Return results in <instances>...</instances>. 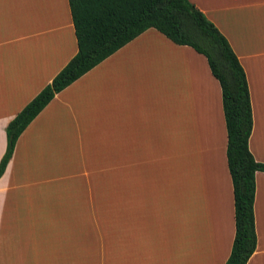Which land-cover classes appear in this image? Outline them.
Returning a JSON list of instances; mask_svg holds the SVG:
<instances>
[{"label":"crops","instance_id":"crops-1","mask_svg":"<svg viewBox=\"0 0 264 264\" xmlns=\"http://www.w3.org/2000/svg\"><path fill=\"white\" fill-rule=\"evenodd\" d=\"M225 38L264 165V0H188ZM76 52L66 0H0V158L7 123ZM220 89L205 58L147 29L25 127L0 176V264H224L233 238ZM264 264V173L254 174Z\"/></svg>","mask_w":264,"mask_h":264},{"label":"trees","instance_id":"trees-1","mask_svg":"<svg viewBox=\"0 0 264 264\" xmlns=\"http://www.w3.org/2000/svg\"><path fill=\"white\" fill-rule=\"evenodd\" d=\"M76 52L5 127L0 176L15 142L53 96L147 29L201 54L220 89L232 188L233 238L224 264H245L255 249L254 174L264 173L248 151L251 110L244 72L225 38L188 0H66Z\"/></svg>","mask_w":264,"mask_h":264}]
</instances>
